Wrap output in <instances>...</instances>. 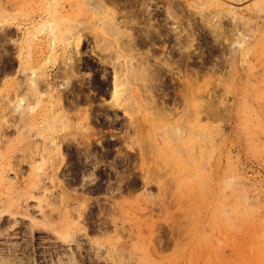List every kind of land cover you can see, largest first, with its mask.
I'll return each mask as SVG.
<instances>
[{
    "label": "rangeland",
    "instance_id": "obj_1",
    "mask_svg": "<svg viewBox=\"0 0 264 264\" xmlns=\"http://www.w3.org/2000/svg\"><path fill=\"white\" fill-rule=\"evenodd\" d=\"M60 263L264 264V0H0V264Z\"/></svg>",
    "mask_w": 264,
    "mask_h": 264
},
{
    "label": "bare ground",
    "instance_id": "obj_2",
    "mask_svg": "<svg viewBox=\"0 0 264 264\" xmlns=\"http://www.w3.org/2000/svg\"><path fill=\"white\" fill-rule=\"evenodd\" d=\"M95 1H96V0H95ZM100 2H101V1H100ZM136 2H137V0H136ZM132 3H133V2H132ZM138 3H139V2H138ZM140 3H141V1H140ZM97 5H98V4H97ZM149 16H150V15H149ZM135 18H136V17H135ZM139 22H140V21H139ZM116 23H117V22H116ZM114 27H115V26H114ZM114 27H113V28H114ZM119 27H120V26H119ZM119 27H118V28H119ZM115 28H116V27H115ZM115 28H114V29H115ZM114 29H113V30H114ZM119 31H120V30H119ZM116 32H117V30H116ZM140 32H141V31H140ZM148 35H149V34H148ZM150 36H151V35H150ZM74 38H75V37H74ZM146 38H147V37H146ZM152 38H153V37H152ZM150 39H151V38H150ZM75 40H77V39H75ZM146 40H147V39H146ZM75 42H77L75 47L78 48L79 45H80V43H81V38H78V40L75 41ZM77 50H78V49H77ZM77 50H76V51H77ZM78 54H79V53H78ZM78 54H77V55H78ZM146 60H147V59H146ZM115 62H116V61H115ZM118 62H119V61H118ZM119 65H120V64H119ZM119 69H120V68H119ZM121 69H122V68H121ZM120 71H121V70H120ZM135 73H136V72H135ZM137 73H138V72H137ZM117 76H118V71H117V72L114 71V77H113V83H112V84H113V90H112V92H113V96L116 95L115 97H118L117 94L120 92V89H118V87H120L119 85H120V83H121V81L118 79ZM120 76H122V75H120ZM133 77H134V76H133ZM134 78H135V77H134ZM127 81H128V80H127ZM123 82H124V81H123ZM127 83H128V82H127ZM124 85H125V84H124ZM120 88H121V87H120ZM125 93H126V92H125ZM28 95H29V94H28ZM118 95H120V94H118ZM123 95H124V94H122V95H120V96H123ZM125 95H126V94H125ZM29 96H30V95H29ZM120 96H119V98H120ZM22 97H23V96H22ZM113 98H114V97H113ZM20 99H22V98H20ZM120 99H121V98H120ZM120 99H118V100H120ZM25 100H26V98H25ZM19 101H20V100H19ZM23 102H24V101L19 102V103L24 104L25 102H24V103H23ZM26 102H27V101H26ZM17 104H18V102H17ZM22 104H21V105H22ZM117 104H118V103H117ZM23 106H24V105H23ZM19 108H20V107H19ZM110 188H111V187H110ZM108 190H109V189H108ZM109 191H110V190H109ZM72 258H73V256H72ZM69 259H71V258H69ZM74 261H75V260H74ZM62 263H63V262H62ZM60 264H61V263H60Z\"/></svg>",
    "mask_w": 264,
    "mask_h": 264
}]
</instances>
